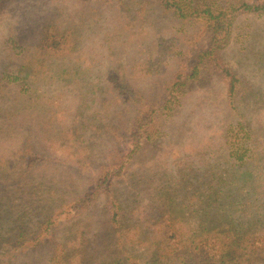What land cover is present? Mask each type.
Segmentation results:
<instances>
[{"label":"trees","instance_id":"trees-1","mask_svg":"<svg viewBox=\"0 0 264 264\" xmlns=\"http://www.w3.org/2000/svg\"><path fill=\"white\" fill-rule=\"evenodd\" d=\"M91 6L84 21L117 20L103 34L108 53L80 51L79 26L55 8L28 35L33 43L18 41L27 60L0 77L1 97L14 110L21 102L46 112L33 125L38 132L0 159L1 170L27 182L26 199L34 197L44 215L27 233L31 204L21 210L17 235L0 232V245L10 246L1 259L53 240L64 222L51 264H264V85L257 81L264 77V20L239 23L263 19L264 0ZM163 19L174 26H144ZM127 40L137 49L124 74L116 44ZM236 44L254 57L252 76L227 61ZM105 61L107 69L99 68ZM53 82L77 87L67 96L75 112L53 95Z\"/></svg>","mask_w":264,"mask_h":264},{"label":"rangeland","instance_id":"rangeland-1","mask_svg":"<svg viewBox=\"0 0 264 264\" xmlns=\"http://www.w3.org/2000/svg\"><path fill=\"white\" fill-rule=\"evenodd\" d=\"M97 1L99 0H6V2L0 6V77L3 72L18 71L17 68L20 66L19 60H27L28 56L18 55L20 50L16 46L19 42L23 44L28 42L29 39L33 43L34 40L29 38L28 35L35 32L39 24L44 23L51 10L55 8L62 10L63 7L64 16L62 18L65 19L67 16L66 19L68 21L70 17V22H74L79 26V30L82 34L80 51L82 47V51L85 55L108 53V46L102 47L101 42L104 38V32L108 31V28L115 27L117 23L115 16L104 14L99 19L98 16L97 18H90L86 21L81 18V14L85 13L83 10H86L87 7H93L91 4ZM153 16L158 17L159 12H153ZM132 19L134 18H131V21L134 22L135 20ZM263 20L264 18L254 20L251 17L247 18L243 16L239 20V23L242 27H245L247 24H251L255 27V23L260 24ZM138 26L139 25H137L136 28H138ZM144 26L149 31L150 29L154 30L158 28L160 30H166L174 26V24L169 20L163 19L160 23L155 24V27L149 24H144ZM123 37L124 36H122V38ZM14 42L17 44H14ZM26 45L30 47L32 44ZM136 45L137 44L129 40H127L126 43L116 44V57L119 58L117 61L123 65L122 71H124V74H126L129 69L127 65L134 59ZM242 46H245V44ZM238 49L239 45L236 44L226 50L227 61L240 71H247L245 74L247 73V75L252 76V74L248 72L255 69L254 57L249 55V58V56L244 55L243 52L239 53L237 51ZM111 59L112 58H109V61H111ZM108 65V62L105 61L99 68L102 67L107 69ZM96 72L99 73L98 69H96ZM257 81L261 85H264V77H261ZM53 83L54 84L51 86L53 95H61V100H64L65 107L70 112H75L74 109L76 105L73 104V102H69L75 100L71 99V97L67 99V96L70 94L68 89H76L77 87L62 88L61 84L57 82ZM152 90L151 95H153V98H159L160 93H158V88ZM10 95L11 98L15 97L14 93ZM191 98L194 99L193 96H191ZM18 106H24V108L20 107L21 109L14 110L16 108V103L12 101H7V103L4 102L0 94V159L8 157V155L14 151L15 147H22L28 135L38 132L33 125L37 121L38 116L46 114L39 105L34 107L19 102V104H17V107ZM4 107H7V109L4 110ZM7 112H11L10 115L4 114ZM259 117H261V119L264 118V111H260ZM204 131L205 130H202V132ZM59 164L62 167L60 169L69 166L67 162H59ZM62 176L64 180H66V173H63ZM78 181L80 182L77 183L80 184L82 179L78 178ZM26 184L27 182L17 173L12 174L10 171L0 169V232L4 235L7 233H11L13 237L17 235L19 230L18 226H22L19 219V216L23 213L21 210L26 206L30 207V204L32 209L25 215L26 225H24V227L27 229V233L36 230L38 223L43 220L44 215L41 209L37 206H32L35 201L34 197L26 199L29 196L28 193L23 191V188L27 189ZM67 227V224L62 222V225L55 229L53 240L47 238L45 242H39V245H31L27 249L24 247L21 253L17 252L12 256L11 262L10 259L8 261H3L1 259L4 252L10 249V246L4 244L0 245V264H51L54 241L62 239L61 237L63 235L66 237ZM31 237L33 236L31 235ZM26 245H28V243Z\"/></svg>","mask_w":264,"mask_h":264}]
</instances>
